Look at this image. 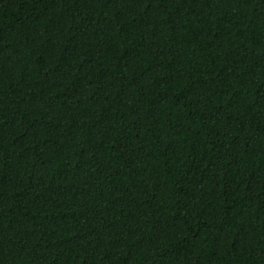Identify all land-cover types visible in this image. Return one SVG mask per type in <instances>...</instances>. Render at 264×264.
<instances>
[{"label": "trees", "instance_id": "16d2710c", "mask_svg": "<svg viewBox=\"0 0 264 264\" xmlns=\"http://www.w3.org/2000/svg\"><path fill=\"white\" fill-rule=\"evenodd\" d=\"M0 264H264V0H0Z\"/></svg>", "mask_w": 264, "mask_h": 264}]
</instances>
